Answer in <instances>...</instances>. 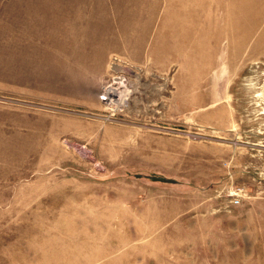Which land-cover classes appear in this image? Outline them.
Instances as JSON below:
<instances>
[{
  "label": "rangeland",
  "instance_id": "1",
  "mask_svg": "<svg viewBox=\"0 0 264 264\" xmlns=\"http://www.w3.org/2000/svg\"><path fill=\"white\" fill-rule=\"evenodd\" d=\"M0 264H264V0H0Z\"/></svg>",
  "mask_w": 264,
  "mask_h": 264
},
{
  "label": "built area",
  "instance_id": "2",
  "mask_svg": "<svg viewBox=\"0 0 264 264\" xmlns=\"http://www.w3.org/2000/svg\"><path fill=\"white\" fill-rule=\"evenodd\" d=\"M235 202H238V200H236Z\"/></svg>",
  "mask_w": 264,
  "mask_h": 264
}]
</instances>
